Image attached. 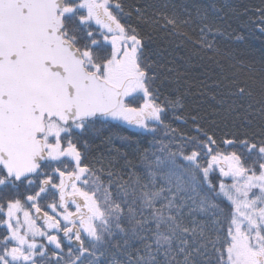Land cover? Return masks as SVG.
I'll list each match as a JSON object with an SVG mask.
<instances>
[{
	"label": "snow or ice",
	"instance_id": "obj_1",
	"mask_svg": "<svg viewBox=\"0 0 264 264\" xmlns=\"http://www.w3.org/2000/svg\"><path fill=\"white\" fill-rule=\"evenodd\" d=\"M0 264H264V0H0Z\"/></svg>",
	"mask_w": 264,
	"mask_h": 264
},
{
	"label": "trees",
	"instance_id": "obj_2",
	"mask_svg": "<svg viewBox=\"0 0 264 264\" xmlns=\"http://www.w3.org/2000/svg\"><path fill=\"white\" fill-rule=\"evenodd\" d=\"M237 2H239V0H237ZM257 43H259V41H257Z\"/></svg>",
	"mask_w": 264,
	"mask_h": 264
}]
</instances>
